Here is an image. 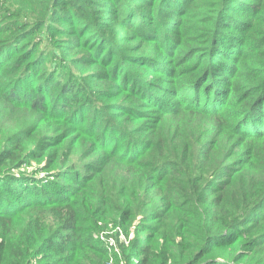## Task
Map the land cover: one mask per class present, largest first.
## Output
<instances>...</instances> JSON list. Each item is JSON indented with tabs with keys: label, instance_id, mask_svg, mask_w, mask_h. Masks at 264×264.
Here are the masks:
<instances>
[{
	"label": "trees",
	"instance_id": "1",
	"mask_svg": "<svg viewBox=\"0 0 264 264\" xmlns=\"http://www.w3.org/2000/svg\"><path fill=\"white\" fill-rule=\"evenodd\" d=\"M0 264H264V0H0Z\"/></svg>",
	"mask_w": 264,
	"mask_h": 264
},
{
	"label": "rangeland",
	"instance_id": "2",
	"mask_svg": "<svg viewBox=\"0 0 264 264\" xmlns=\"http://www.w3.org/2000/svg\"><path fill=\"white\" fill-rule=\"evenodd\" d=\"M118 27H120V26H118ZM119 29L121 30V28H119ZM121 35H123V34H121ZM63 42L64 41H62V43ZM133 43L135 45L137 44V42H133ZM58 44H59V42H58ZM44 46L45 47H51L53 45H52V43H47V44H43V47ZM74 55H76V53L72 52V53L68 54L67 57L72 58V57H74ZM69 60H70L71 65H73L75 67V64H74L73 60L72 59H69ZM94 68L95 67H91V66H85L84 68L83 67H79L78 69H76V72L77 73H90ZM97 86H98V88H100V89H106L107 91H110L111 89H114L112 84L108 85V81H101V82H99L97 84ZM119 99H122L123 100L122 102L125 101L124 98H119ZM113 101H115V100L112 99L111 102H113ZM89 111L90 112H88V114L91 115V110H89ZM25 118L34 122V119L32 117H30L29 115H26ZM37 123L34 122V124H37Z\"/></svg>",
	"mask_w": 264,
	"mask_h": 264
}]
</instances>
